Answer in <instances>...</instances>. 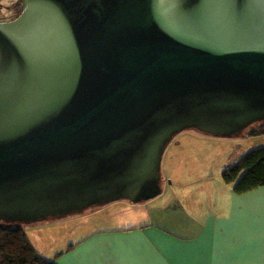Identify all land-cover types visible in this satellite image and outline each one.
Segmentation results:
<instances>
[{
	"label": "water",
	"instance_id": "obj_1",
	"mask_svg": "<svg viewBox=\"0 0 264 264\" xmlns=\"http://www.w3.org/2000/svg\"><path fill=\"white\" fill-rule=\"evenodd\" d=\"M0 23V222L161 194L183 130L264 122V0H20Z\"/></svg>",
	"mask_w": 264,
	"mask_h": 264
},
{
	"label": "rangeland",
	"instance_id": "obj_2",
	"mask_svg": "<svg viewBox=\"0 0 264 264\" xmlns=\"http://www.w3.org/2000/svg\"><path fill=\"white\" fill-rule=\"evenodd\" d=\"M263 123H254L230 137H213L189 129L174 135L161 159V194L152 200L137 204L119 200L36 223H0L6 227L22 228L32 246L45 258H49L50 254H59L67 246L101 230L151 224L179 236L191 234L195 225L188 226L187 216L191 215V210L187 209L189 197L186 188L189 183L197 189V194H205L207 210L211 205L225 206L229 186L221 180V173L249 150L264 147V135H247L251 127ZM206 191L212 198L206 195ZM222 209L219 207V210ZM205 213L197 211L192 215L200 221Z\"/></svg>",
	"mask_w": 264,
	"mask_h": 264
},
{
	"label": "crops",
	"instance_id": "obj_3",
	"mask_svg": "<svg viewBox=\"0 0 264 264\" xmlns=\"http://www.w3.org/2000/svg\"><path fill=\"white\" fill-rule=\"evenodd\" d=\"M186 189L188 226L195 225L191 234L179 236L151 224L101 230L46 259L53 264H264V186L241 195L229 187L227 204L209 210L205 194L190 183ZM197 211L206 212L200 221L192 215Z\"/></svg>",
	"mask_w": 264,
	"mask_h": 264
},
{
	"label": "trees",
	"instance_id": "obj_4",
	"mask_svg": "<svg viewBox=\"0 0 264 264\" xmlns=\"http://www.w3.org/2000/svg\"><path fill=\"white\" fill-rule=\"evenodd\" d=\"M247 135L249 137L264 135V123L251 127ZM221 180L238 195L263 187L264 147L249 150L242 155L233 165L222 171ZM68 248L70 250L73 246ZM0 264H53V262L43 257L32 246L22 228L6 227L0 223Z\"/></svg>",
	"mask_w": 264,
	"mask_h": 264
},
{
	"label": "flooded vegetation",
	"instance_id": "obj_5",
	"mask_svg": "<svg viewBox=\"0 0 264 264\" xmlns=\"http://www.w3.org/2000/svg\"><path fill=\"white\" fill-rule=\"evenodd\" d=\"M20 0H0V23L15 19L21 13Z\"/></svg>",
	"mask_w": 264,
	"mask_h": 264
}]
</instances>
